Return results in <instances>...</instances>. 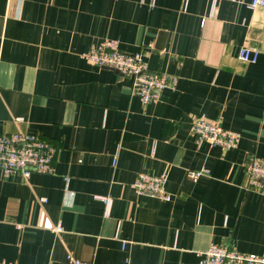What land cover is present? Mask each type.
<instances>
[{
    "label": "crops",
    "instance_id": "crops-1",
    "mask_svg": "<svg viewBox=\"0 0 264 264\" xmlns=\"http://www.w3.org/2000/svg\"><path fill=\"white\" fill-rule=\"evenodd\" d=\"M252 1L0 0V135L56 151L53 174L0 171V261L200 264L222 244L264 257V195L246 174L264 161V8ZM108 40L176 89L143 104L132 78L83 57ZM200 115L238 147L199 143ZM140 173L165 178L172 201L137 195Z\"/></svg>",
    "mask_w": 264,
    "mask_h": 264
},
{
    "label": "built area",
    "instance_id": "built-area-1",
    "mask_svg": "<svg viewBox=\"0 0 264 264\" xmlns=\"http://www.w3.org/2000/svg\"><path fill=\"white\" fill-rule=\"evenodd\" d=\"M249 8H264V0H253ZM259 55L258 51L243 47L239 53V60L244 64H256ZM83 57L96 66L132 78V93L145 105L158 101L165 90L174 91L178 85L177 77L151 70L143 53L122 52L117 41H103L93 46ZM192 134L199 143L208 142L225 150L237 148L241 141L239 133L224 129L219 123L209 120L206 115L194 118ZM55 156V149L35 135L23 132L0 135V171L5 177L21 175L29 179L33 173L53 174ZM246 174L248 189L264 195V161L249 162L246 166ZM205 175H208L207 170L187 173L188 179L193 182ZM132 188L139 196L158 198L164 202L172 201V196L166 187V179L163 177L140 173ZM104 201L107 202L106 199ZM54 230L59 233L61 227H56ZM199 258L200 264H264V257L242 253L224 244L211 245L207 250L199 253ZM68 259L71 264H90L71 254ZM0 264L15 263L0 261Z\"/></svg>",
    "mask_w": 264,
    "mask_h": 264
}]
</instances>
